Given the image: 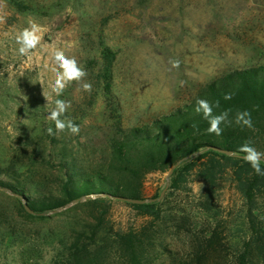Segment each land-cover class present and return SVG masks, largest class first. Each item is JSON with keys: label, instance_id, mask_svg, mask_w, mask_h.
Masks as SVG:
<instances>
[{"label": "rangeland", "instance_id": "rangeland-1", "mask_svg": "<svg viewBox=\"0 0 264 264\" xmlns=\"http://www.w3.org/2000/svg\"><path fill=\"white\" fill-rule=\"evenodd\" d=\"M116 21L117 0H0V264H63L76 233L107 247L99 264H110L112 207L66 202L64 188L102 181L112 189L101 177L113 173ZM30 22L46 31L28 61L15 37ZM50 45L74 57L87 72L80 83L92 86L86 92L73 82L58 97L71 102L66 116L78 135L46 131L54 128L47 115L57 98ZM4 184L46 210L27 212Z\"/></svg>", "mask_w": 264, "mask_h": 264}, {"label": "clouds", "instance_id": "clouds-1", "mask_svg": "<svg viewBox=\"0 0 264 264\" xmlns=\"http://www.w3.org/2000/svg\"><path fill=\"white\" fill-rule=\"evenodd\" d=\"M45 31L46 29L37 23L30 22L29 27L21 30L15 37V41L19 46L17 49L18 54L30 61L32 59L33 50L37 49L40 45ZM68 46L71 47V45ZM50 59L52 61V66L49 70L54 76L51 92L54 93L57 98L54 100V107L47 115V119L54 124V128L48 127L46 129L47 134L55 136L67 131L72 135H78L80 132L79 125L75 124L71 118L66 116L68 109L71 107V102L58 97H60L64 90L73 82L80 83L83 81L87 76V72L78 65L74 57L67 56L64 50L51 45ZM170 64L173 68H178L180 61L171 60ZM91 87L89 82L80 83V88H82L83 91L90 92ZM225 99H231V94H226ZM195 112L203 114V117L209 122L207 131L216 135L222 133L220 127L222 123L230 125L234 122L241 127H253L251 114L247 110L237 112L234 121H230L227 111L219 115H214L212 104L205 99H198L196 101ZM238 153H243L241 158L251 166L255 174L264 176V168L261 167L262 162H264V152L257 151L256 148L252 146L251 140L244 142L238 149ZM238 153L234 155H238Z\"/></svg>", "mask_w": 264, "mask_h": 264}, {"label": "trees", "instance_id": "trees-1", "mask_svg": "<svg viewBox=\"0 0 264 264\" xmlns=\"http://www.w3.org/2000/svg\"><path fill=\"white\" fill-rule=\"evenodd\" d=\"M16 7L18 9H22L20 5L17 6V4H15ZM17 9V10H18ZM113 152V150H112ZM110 170L111 172H113V154H112V159L110 161ZM103 181L105 182H109L112 184V179H113V173L112 175L109 176V178H106V177H101ZM69 183H67L65 185V188H64V192L67 196V201L66 202H76L78 201V204L81 202V203H84V204H87V205H90V204H101V206L105 207H112V189H106L104 187V185H102V181L100 184H96V185H92L91 184H88V187L86 190H81V191H74V190H71V189H67L69 188ZM1 187L3 188H8L10 190L11 189V186H8L6 184L2 185ZM14 191V190H12ZM14 193H18V194H21V192H18V191H14ZM88 194H92V195H98L97 197H95V199L93 200H83V198H85L84 196L88 195ZM59 206H63L62 203L60 202V204L58 205ZM42 207H45V206H42ZM42 207H39V208H33V207H29L30 210L32 211H44L46 209L42 208ZM75 235V234H74ZM71 243L69 244V247L67 248V251L69 253V258H67V260H65L63 262V264H99L100 261L103 259V261L105 260V258H102L101 256L105 255L104 252H106V248L107 247H97L96 244H93V243H87L84 241V239H81L80 236L78 235V233H76V236L72 237L71 236ZM108 240V239H107Z\"/></svg>", "mask_w": 264, "mask_h": 264}, {"label": "water", "instance_id": "water-1", "mask_svg": "<svg viewBox=\"0 0 264 264\" xmlns=\"http://www.w3.org/2000/svg\"><path fill=\"white\" fill-rule=\"evenodd\" d=\"M15 195H17L16 193H15ZM19 195V197L24 201V204H25V209H26V211L27 212H29V213H33V211L32 210H30V208H29V205L26 203V200L24 199V197L21 195V194H18ZM98 195H92V196H88V197H85V198H83V200H88V199H90V198H95V197H97Z\"/></svg>", "mask_w": 264, "mask_h": 264}]
</instances>
